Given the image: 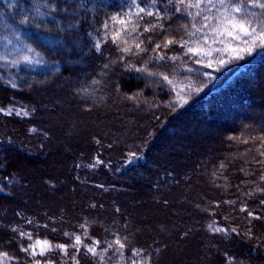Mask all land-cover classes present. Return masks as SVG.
Masks as SVG:
<instances>
[{"label": "trees", "instance_id": "obj_1", "mask_svg": "<svg viewBox=\"0 0 264 264\" xmlns=\"http://www.w3.org/2000/svg\"><path fill=\"white\" fill-rule=\"evenodd\" d=\"M262 30L253 0H0L2 264H264Z\"/></svg>", "mask_w": 264, "mask_h": 264}, {"label": "snow or ice", "instance_id": "obj_2", "mask_svg": "<svg viewBox=\"0 0 264 264\" xmlns=\"http://www.w3.org/2000/svg\"><path fill=\"white\" fill-rule=\"evenodd\" d=\"M219 2L221 4H224L225 0H219ZM253 6L254 7H260V8H264V3H257V0H253ZM235 12H240L241 9L240 7H234L233 9ZM140 11H144V9H140ZM151 14V13H149ZM113 20H116L115 17L112 18ZM118 23H120L121 25H125L128 23L127 20L125 19H120L118 21ZM105 27H107V25H105ZM249 25H247L246 23H240L239 21H236V22H232V28L233 29H238L239 32L243 33L244 36H253L254 32H255V29H252L251 31L249 30ZM125 31H127V29H125ZM223 35H231L230 32H227V33H223ZM122 38V33L120 32H117L114 34V36L112 37L113 39V42H118L120 39ZM233 39H235V37H233ZM255 40L256 41H259L260 43L264 44V30H262L260 32L259 35H257L255 37ZM169 43H172L171 41H169ZM137 47H139V45L137 44L136 45ZM98 47V46H97ZM159 47V45L157 46ZM125 51H130L131 49H124ZM196 54H199V52H197ZM206 54V53H205ZM140 71H143V69H140ZM165 80H167V76L163 77ZM0 111H2V109H0ZM262 155H264V153H261ZM262 203H264V201H262ZM242 211H244L245 209H241ZM249 216H252L253 214L251 212L248 213ZM257 219L259 217H256ZM83 227V226H82ZM15 231V229H13ZM217 231H222L221 229H217ZM235 231V230H233ZM21 235H25L24 233H21ZM65 235H69L68 233H65ZM27 238L29 240H32V236L30 234L27 235ZM82 241H81V237L79 235L75 236V242L74 244L72 245L73 248H75L77 245L81 244ZM96 244H99V241H96L94 242ZM116 244L119 246V247H123V245L120 243V241H116ZM58 248L62 249V250H65L66 251V248H65V245L63 244H60V245H57ZM51 248V245L49 244V242L47 240H44V241H41V240H35L34 243L32 245L29 246V248H25L23 249L25 252H28V251H31V254L32 255H36L37 254V249H39V254L40 255H44V253L49 250ZM118 251V249H116ZM88 252H91L93 255H96V250L94 247H89L87 249ZM138 255V253H137ZM3 256H6V254H0V264H2V257Z\"/></svg>", "mask_w": 264, "mask_h": 264}, {"label": "rangeland", "instance_id": "obj_3", "mask_svg": "<svg viewBox=\"0 0 264 264\" xmlns=\"http://www.w3.org/2000/svg\"><path fill=\"white\" fill-rule=\"evenodd\" d=\"M68 61V60H67ZM69 62V61H68ZM71 63V62H70ZM70 63H68V64H70ZM50 245H51V248L49 249V250H55V249H57V246L56 245H53V244H51V243H49ZM59 249V248H58ZM6 260V256H3L2 257V262L3 261H5Z\"/></svg>", "mask_w": 264, "mask_h": 264}]
</instances>
